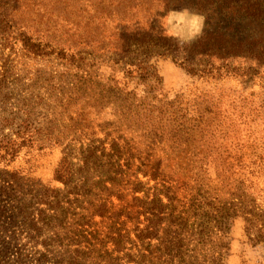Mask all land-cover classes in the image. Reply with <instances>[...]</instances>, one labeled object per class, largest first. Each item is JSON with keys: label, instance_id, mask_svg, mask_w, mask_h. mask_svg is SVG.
<instances>
[{"label": "trees", "instance_id": "1", "mask_svg": "<svg viewBox=\"0 0 264 264\" xmlns=\"http://www.w3.org/2000/svg\"><path fill=\"white\" fill-rule=\"evenodd\" d=\"M177 3L206 18L203 35L190 46H185L160 25L163 12ZM4 4L0 0L2 40L6 45L12 48L17 44L33 56L55 55L67 62L81 59L79 49L59 47L18 24L14 8H5ZM143 4L147 15L140 20L131 19L126 23L119 9L117 13L110 12L108 17L100 16L92 21L95 45L99 47L91 53L97 55L93 60L109 53L108 61L119 64L124 77L137 87L142 86L144 92L138 98V93L112 85L97 93L96 103L110 104L113 109L114 118L108 124L109 142L91 140L76 147L46 135L45 130L49 129L43 124L46 117L39 118L35 103L29 102L18 123L0 141V158L13 159L23 148L43 150L63 146V154L52 175L54 183L62 187L42 186L37 203L45 208L30 217L34 229L53 233L47 243L52 246L60 244L56 227L61 224V215L66 218L72 205L69 194L79 185L75 184L74 190L69 188L76 180L81 181L84 174L81 183L88 184L91 180L89 190L91 196L96 195L109 189L108 184H121V178L128 172L131 176L135 160L145 154L134 171L141 172L147 180L131 181L133 213H136L133 228L123 223L113 224L110 232L100 237L94 217H104L111 206L107 198H100L97 203L91 201L73 223L76 247L67 253V264H226L223 249L227 247L223 240L231 220L240 217L254 242H264V187L254 188L253 165L244 160L219 162L200 157L208 149L206 140L213 135L212 127H216L217 107L198 96L192 103L184 102L182 93L161 103L156 93L163 79L152 59L171 57L194 80L253 81L260 77L264 82V27L261 34H253L251 29L255 23L264 26V0H155ZM135 6L137 3L129 7ZM245 23L249 27L242 29ZM2 72L6 74L4 68ZM192 148L198 151L192 160L194 183H183L188 193L182 199L174 179L165 173L169 156L193 152ZM158 151L165 157H156ZM254 169L264 175V160L258 161ZM211 171L215 172V179ZM222 172L229 173V183L222 182L219 186ZM0 230L6 232L2 225ZM56 254L62 256L60 251ZM47 259L46 254H41L38 264H45ZM59 262L56 260L55 264ZM0 264L6 263L1 260Z\"/></svg>", "mask_w": 264, "mask_h": 264}, {"label": "rangeland", "instance_id": "2", "mask_svg": "<svg viewBox=\"0 0 264 264\" xmlns=\"http://www.w3.org/2000/svg\"><path fill=\"white\" fill-rule=\"evenodd\" d=\"M3 1L5 8H14L18 24L59 47L70 48L72 51L79 49L81 59L77 57L74 62H67L55 55L33 56L17 44L11 48L2 40L0 24V141L18 123L26 103L32 102L35 103L37 116L46 117L43 122L49 127L45 130L46 135L51 134L58 137L59 141L72 143L76 147L91 143V140L104 139L109 142L111 137L107 135L108 124L114 118L113 109L110 104L96 103L99 99L97 93L112 85H118L128 92L134 91L138 93V98L144 92L142 86L137 87L124 77L119 64L108 61L111 57L109 53L98 54L101 57L93 60L97 55L91 53L94 54L93 49L99 47L95 45V25L92 21L96 17H108L110 12L117 13L119 9L126 23L131 19L140 20L147 15L143 3L155 0ZM136 3L137 6L130 9L129 6ZM183 9H187V6L177 3L166 13L163 12L160 20L161 28L181 42L187 38L191 29V19L180 14L179 10ZM170 12L173 14L169 15ZM246 25L249 27L245 23L241 28ZM263 27L259 23L253 24V34H261ZM108 42L104 41L105 44ZM71 50L69 53H72ZM152 62L163 79L156 93L161 103L174 99L179 93L183 94L184 102L192 103L198 96L215 103L216 127H212L213 135L206 140L208 149L200 157L219 162L244 160L253 165L252 177L256 182L254 188L264 187L263 173L258 174L254 169L258 161L264 160L263 80L256 77L253 81L230 78L206 82L192 79L171 57H154ZM152 103L161 104L158 101ZM62 147L57 145L43 150L36 147L23 148L13 159L9 156L6 159L0 158V225L6 228V232L0 230V261L6 264H38V259L44 253L48 257L45 264H55L56 260L60 261L58 264H67V253L76 247L73 223L78 221L81 211L85 210L83 207H88L91 201L99 202L100 198L109 199L111 206L104 217H94L101 232L100 237L108 234L113 224L118 226L123 223L127 228H133L136 213H133L135 205L132 202L131 181L147 180L141 172H135L145 154L135 160L130 170H133L131 176L128 172L121 178V184H108L109 189L98 191L96 195L91 196V180L88 184L81 183L84 174L81 181L76 180L69 188L74 190L75 184L79 185L77 190L69 194L72 205L66 218L61 215V224L56 227L59 234L57 243L60 244L47 246L53 233L34 229L30 217L32 214L37 216L38 210L45 208L43 204L37 203L41 198L39 190L42 186L56 184L62 187L52 179L53 170L63 154ZM192 151L169 156V167L165 173L166 177L171 175L174 179V184L180 189L178 196L182 199L188 193L183 183H194L192 160L198 151L193 148ZM156 157H165V154L158 151ZM211 176L215 179V172L211 171ZM221 176L219 186L222 182L229 183V173L222 172ZM230 178L233 180L234 177ZM223 241L227 247L223 249L226 264H264V242H254L253 235L247 234L245 222L240 217L231 220ZM48 250L52 253H48ZM57 251L62 256L57 255Z\"/></svg>", "mask_w": 264, "mask_h": 264}, {"label": "clouds", "instance_id": "3", "mask_svg": "<svg viewBox=\"0 0 264 264\" xmlns=\"http://www.w3.org/2000/svg\"><path fill=\"white\" fill-rule=\"evenodd\" d=\"M176 10H173L175 12ZM181 15L188 16L191 19V29L187 33V38L183 40L185 46H190L195 42L200 36L203 35L204 24L206 18L200 14L191 13L188 9L179 10ZM170 12L169 15H172ZM179 46V43H178Z\"/></svg>", "mask_w": 264, "mask_h": 264}]
</instances>
